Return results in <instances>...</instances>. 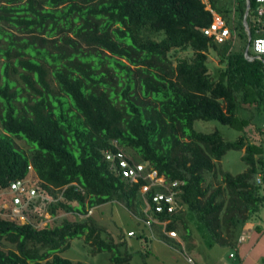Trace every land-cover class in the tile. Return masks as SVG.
<instances>
[{
	"label": "trees",
	"instance_id": "obj_1",
	"mask_svg": "<svg viewBox=\"0 0 264 264\" xmlns=\"http://www.w3.org/2000/svg\"><path fill=\"white\" fill-rule=\"evenodd\" d=\"M209 1L236 37L219 43L205 35L214 16L202 0H0V190L33 171L39 196L22 213L30 217L44 199L53 218L60 211L78 218L36 227L0 217V264H80L58 254L77 238L109 252L112 264H131L126 237L112 240L88 215L117 202L146 219V199L149 214L168 221L169 231L183 229L185 242L195 234L208 248L233 247L264 204V141L257 140L264 131L254 124L264 112V58L245 54L249 34L251 43L260 36L256 1L249 34L246 0ZM197 121H218L239 137L198 131ZM115 143L180 183L174 212L163 201L155 212L159 188L144 197L147 181L130 182L110 167L105 154ZM231 151L243 152L244 172L220 167Z\"/></svg>",
	"mask_w": 264,
	"mask_h": 264
},
{
	"label": "rangeland",
	"instance_id": "obj_2",
	"mask_svg": "<svg viewBox=\"0 0 264 264\" xmlns=\"http://www.w3.org/2000/svg\"><path fill=\"white\" fill-rule=\"evenodd\" d=\"M218 1V4L221 6L229 4L228 6L230 7L232 5L231 0ZM250 53L254 54L252 48H250ZM187 54L188 52H184L180 53L179 56ZM218 67H220L219 59L212 52L209 57V68L212 75H215ZM246 108L248 109L249 106H246ZM254 124L257 126L260 125L264 131V112L262 115H257L255 117ZM195 129L205 133L219 130L227 140H236L240 134L237 130L223 125L218 121H197L195 122ZM249 133H251V131ZM1 134L2 128L0 126V135ZM15 140L20 147L26 148L27 151L36 148V146L31 145L25 139L19 140L18 138H15ZM257 140L259 142L261 140L264 141V136H262V138H257ZM242 156V151H231L222 159L220 167L232 174L242 173L247 169L246 164L242 160ZM26 179H29L28 186L35 188L34 185L37 184V180L33 171H30V176ZM59 194L60 193L57 192L55 197L57 198ZM7 197H10V195ZM35 209L37 211L35 210L32 213H29V216L33 217V219L22 213L17 221L20 220L22 223H26L27 221L24 219V217H26L29 218L34 225L40 223L41 226L47 224L53 226L55 224L59 225L64 219L72 221L78 219L75 215L67 214L63 211L58 212V215L53 218L50 214L47 201L44 199L35 204ZM8 211L10 212V210ZM88 216L98 227L110 233L112 235V240L120 243L123 241L122 237H126L128 244L127 247L130 248L133 253L131 264H227V262L230 264L233 261L229 258V253L232 250L231 247L217 244L212 248H208L202 243L199 236L195 234L190 238V242L184 241L185 247H173L171 245V247H168L163 240L158 238L157 234L162 231V229L160 230L159 225L155 224L153 226L152 230L155 232L156 236L151 237L149 230L144 225L145 222H142L139 218H135V216L129 212L124 205L117 202L95 208ZM83 219V217H79V220ZM192 229L193 228H191L190 233L192 232ZM131 230L146 236L149 240L143 242L146 238L144 237L143 241L139 240L136 237V234L135 236H129ZM178 232L177 237L186 234L183 229H179ZM177 239L178 238H173L172 240L178 242ZM58 254L63 258H67L80 264H112V255L109 252L95 253L93 247L86 244L83 238L72 240L71 248Z\"/></svg>",
	"mask_w": 264,
	"mask_h": 264
},
{
	"label": "built area",
	"instance_id": "obj_3",
	"mask_svg": "<svg viewBox=\"0 0 264 264\" xmlns=\"http://www.w3.org/2000/svg\"><path fill=\"white\" fill-rule=\"evenodd\" d=\"M202 1L206 3V9L214 16L212 24L203 29L205 35L214 36L219 43L236 37L235 32L226 25L224 19L213 10L209 4V0ZM255 1L254 23L259 27L257 32L260 36L251 43L252 45L250 48L253 49L254 54L247 55L249 60L264 58V0ZM250 11L251 6L248 16L250 15ZM115 146L116 151L109 150L105 154L106 161L109 163L110 167L116 169L124 179H128L130 182L137 180L147 181L148 184L144 185L142 188V195L144 197H146L152 188H159L160 191L153 196V201L157 203L155 212L161 213L164 211V206L161 205L162 201L168 204V212H174L178 208L177 195L179 192L175 188H178L180 183L178 181H168L164 175L159 174L154 168H149L145 163L133 160L123 149L118 147L117 143H115ZM28 180L29 179L12 182L9 188L0 191V217L17 221L22 215V210L29 206L31 199L39 196L38 191L34 187L28 186ZM257 183L262 184L261 177L257 178ZM58 192L60 194L57 198H48L50 202L54 203L62 199L63 189L58 190ZM8 195H10V197H7ZM149 209L150 206L146 199L144 212L147 214V218L140 220L145 222L144 225L149 230L151 237L156 236L152 228L157 224L162 226L161 229L165 235L170 238H177V231L172 232L167 229L168 221L161 222L157 217H154L153 214H149ZM8 210H10V212ZM92 212L93 209L89 213ZM24 219L27 221L26 223L30 222L28 218L24 217ZM36 226L41 225L38 223ZM134 233V231H131L129 236H135ZM233 256L234 254H231V257Z\"/></svg>",
	"mask_w": 264,
	"mask_h": 264
},
{
	"label": "crops",
	"instance_id": "obj_4",
	"mask_svg": "<svg viewBox=\"0 0 264 264\" xmlns=\"http://www.w3.org/2000/svg\"><path fill=\"white\" fill-rule=\"evenodd\" d=\"M248 17L249 16H247V18ZM247 30L249 32V26ZM235 34L237 33L235 32ZM234 41L236 42L237 40ZM182 236L177 237V244H180L181 248L185 247ZM163 242H165L168 247H171L166 241ZM231 249L229 258L233 261L230 264H264V204L260 212L243 226L237 241H234V245ZM231 254H234V256L231 257ZM227 264L229 263L227 262Z\"/></svg>",
	"mask_w": 264,
	"mask_h": 264
},
{
	"label": "water",
	"instance_id": "obj_5",
	"mask_svg": "<svg viewBox=\"0 0 264 264\" xmlns=\"http://www.w3.org/2000/svg\"><path fill=\"white\" fill-rule=\"evenodd\" d=\"M250 6H251V0H247V7H246V13H245V24H246L247 29H248V25H247L246 18H247L248 14H249ZM248 34H249V32H248ZM251 41H252V38H251V36L249 34V42H248L247 48L245 50L246 57H247V55H249Z\"/></svg>",
	"mask_w": 264,
	"mask_h": 264
},
{
	"label": "clouds",
	"instance_id": "obj_6",
	"mask_svg": "<svg viewBox=\"0 0 264 264\" xmlns=\"http://www.w3.org/2000/svg\"><path fill=\"white\" fill-rule=\"evenodd\" d=\"M9 188V187H8ZM7 189V188H6ZM1 190H3V189H1ZM0 190V191H1ZM47 225H49V224H47ZM47 225H45V226H47ZM36 226V225H35ZM45 226H36V227H45ZM52 226V225H51ZM154 234H155V232H154Z\"/></svg>",
	"mask_w": 264,
	"mask_h": 264
}]
</instances>
